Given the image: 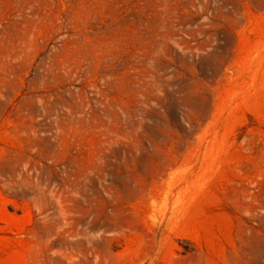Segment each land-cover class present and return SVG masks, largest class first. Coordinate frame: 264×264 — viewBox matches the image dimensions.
Segmentation results:
<instances>
[{"label":"rangeland","instance_id":"1","mask_svg":"<svg viewBox=\"0 0 264 264\" xmlns=\"http://www.w3.org/2000/svg\"><path fill=\"white\" fill-rule=\"evenodd\" d=\"M0 264H264V0H0Z\"/></svg>","mask_w":264,"mask_h":264}]
</instances>
